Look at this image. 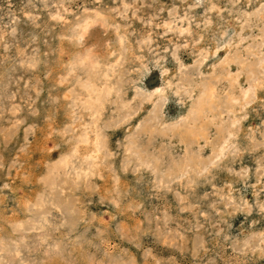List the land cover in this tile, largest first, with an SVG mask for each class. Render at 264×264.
I'll return each instance as SVG.
<instances>
[{
  "label": "rangeland",
  "instance_id": "obj_1",
  "mask_svg": "<svg viewBox=\"0 0 264 264\" xmlns=\"http://www.w3.org/2000/svg\"><path fill=\"white\" fill-rule=\"evenodd\" d=\"M0 264H264V0H0Z\"/></svg>",
  "mask_w": 264,
  "mask_h": 264
},
{
  "label": "bare ground",
  "instance_id": "obj_2",
  "mask_svg": "<svg viewBox=\"0 0 264 264\" xmlns=\"http://www.w3.org/2000/svg\"><path fill=\"white\" fill-rule=\"evenodd\" d=\"M116 93V92H115ZM199 95V94H198ZM94 98V97H93ZM85 100V99H84ZM245 102V101H244ZM200 105V104H199ZM197 107V106H196ZM200 109V108H199ZM224 114V113H223ZM93 148V147H92ZM220 155V154H219ZM183 164V163H182Z\"/></svg>",
  "mask_w": 264,
  "mask_h": 264
}]
</instances>
